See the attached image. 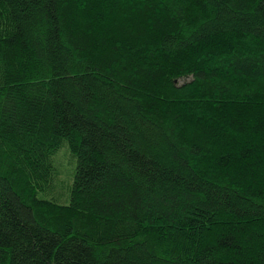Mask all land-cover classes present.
Instances as JSON below:
<instances>
[{
  "label": "trees",
  "instance_id": "1",
  "mask_svg": "<svg viewBox=\"0 0 264 264\" xmlns=\"http://www.w3.org/2000/svg\"><path fill=\"white\" fill-rule=\"evenodd\" d=\"M0 264H264V0H0Z\"/></svg>",
  "mask_w": 264,
  "mask_h": 264
},
{
  "label": "rangeland",
  "instance_id": "2",
  "mask_svg": "<svg viewBox=\"0 0 264 264\" xmlns=\"http://www.w3.org/2000/svg\"><path fill=\"white\" fill-rule=\"evenodd\" d=\"M190 79H181L180 81H179V83L180 84H183V83H185V82H188ZM65 168V166H63V169ZM66 169H64L63 170V175L62 176H60V181L63 183L64 182V180H66L67 178H68V176H69V174L67 173H65L66 171H65ZM58 196H60L61 194L60 193H58L57 194Z\"/></svg>",
  "mask_w": 264,
  "mask_h": 264
}]
</instances>
